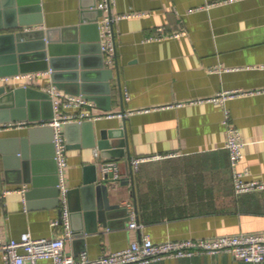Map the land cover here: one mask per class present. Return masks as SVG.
<instances>
[{
	"label": "crops",
	"instance_id": "obj_1",
	"mask_svg": "<svg viewBox=\"0 0 264 264\" xmlns=\"http://www.w3.org/2000/svg\"><path fill=\"white\" fill-rule=\"evenodd\" d=\"M36 1L39 10L35 9ZM221 1L114 0L111 16L143 15L113 22L115 60L110 67L104 64L93 39L94 28L88 33L78 32L87 76L84 83H77L88 85L95 93L91 95L97 98V102L93 101L94 115L125 113L85 120L91 121L88 127L98 136L100 130L121 128L124 122L131 162L140 157L151 159L139 164L137 170L132 169L133 183L132 165L126 158L113 159L119 162L120 178L128 180V184H113L108 197L110 203H118L127 211L103 225L95 216L83 214L86 198L81 191V178L85 164L96 163L99 173L101 161L108 158L102 157L97 147L84 146L82 129L63 130L67 144L65 182L71 210L70 235L65 239L68 254L78 257L85 253L93 259L124 249L142 236L161 242L264 231V190L235 193L222 123L227 110L244 143L239 169L246 172V180L264 182V0ZM96 2L22 0L19 15L30 21L42 19V23L29 28L62 30L79 26L80 13L85 10L86 17L93 19L95 10L90 9ZM101 19L102 16L97 23ZM6 22V8L0 2V34L6 33ZM160 26L182 30L184 34L145 42L144 38ZM72 50L68 46L54 50L61 55L58 70L62 74L73 71L69 70ZM101 64L114 69L107 87L97 74ZM12 76H7L8 81L0 79L2 93L20 87L46 92L52 85L50 73L33 81L14 80ZM104 89H109V95L101 92ZM238 90L263 91L234 96L223 103L208 100L220 92ZM29 102L23 106V114L38 120L0 123V190L25 187L24 196L13 193L0 204L3 240L17 239L25 232L34 238H58L65 231L61 224L52 226L60 219V201L54 177L44 164V146L51 138L47 126L42 125L46 120L41 117L51 113V105L41 97L30 98ZM107 105L109 110L104 109ZM6 112L9 118L8 109ZM26 122L41 129L26 145L29 157H33L41 171L34 181L17 183L11 164L16 156L15 140L18 143L27 138L28 127L22 125ZM131 220L141 227L129 228ZM150 264L252 263L219 253L162 259Z\"/></svg>",
	"mask_w": 264,
	"mask_h": 264
},
{
	"label": "built area",
	"instance_id": "obj_2",
	"mask_svg": "<svg viewBox=\"0 0 264 264\" xmlns=\"http://www.w3.org/2000/svg\"><path fill=\"white\" fill-rule=\"evenodd\" d=\"M114 0H97L96 7L103 12L102 19L98 22L100 50L106 66H112L115 60V45L113 39V22L121 18L141 16L143 13H128L113 17L110 13ZM236 0H222L221 2H234ZM218 3V2H217ZM216 3V4H217ZM210 4L209 6H211ZM191 11V10H190ZM182 30H170L164 26L157 27L154 33L144 38L145 42L158 41L166 38H176L183 35ZM51 71H35L18 73L12 76L14 80H35L42 74ZM8 81L10 77H1ZM26 86V85H25ZM49 95L52 117L42 123L51 128L52 143L54 147V159L57 166L59 201L61 218L52 222V226L62 225L64 234L58 238H34L29 232L22 233L17 239L3 240L0 235V264H39L40 261L49 260L51 264H150L162 259L185 258L194 255H215L228 253L236 260L260 264L264 262V231L255 233H237L232 235L215 236L198 239L166 240L154 242L148 236H142L139 241H133L124 249L103 254L97 258H89L85 253L74 257L65 251V239L69 232V204L68 188L65 182V169L67 167L66 140L64 126L73 122H83L93 118H112L124 116L118 113H105L95 116L93 109L95 104L82 94L74 95L63 92L54 85L46 89ZM263 90L253 91H229L220 92L209 98V101L223 103L226 99L243 94L260 93ZM201 101V100H199ZM222 123L225 127V148L228 152L229 165L232 172V183L236 194L264 190V182L258 180H246V172L239 169V162L244 146L239 130L232 124L229 113L224 111ZM7 125V124H5ZM4 125V126H5ZM11 125V124H9ZM1 127V126H0ZM97 156V152L94 153ZM151 158L140 157L132 160V169L137 170L139 164ZM99 173L102 177L111 174V179L117 181L121 177L119 162L113 159H104L99 165ZM24 196L25 187L4 188L0 190V204L3 205L10 194ZM129 228H140L135 220L128 224Z\"/></svg>",
	"mask_w": 264,
	"mask_h": 264
},
{
	"label": "water",
	"instance_id": "obj_3",
	"mask_svg": "<svg viewBox=\"0 0 264 264\" xmlns=\"http://www.w3.org/2000/svg\"><path fill=\"white\" fill-rule=\"evenodd\" d=\"M0 2L1 5L6 8L7 19L4 26L6 33L0 34V76L46 71L50 69L52 85L70 94H85V97L97 102L96 96H91L95 93H92V91L88 89V85L83 84L86 81L85 77L87 75L84 71V69H86L83 62L84 56H81L84 54V51L82 50V45L78 44V32L88 33L92 31L91 28H94L95 36L93 39L100 49V37L97 21L99 20V17L102 16L103 11L96 7V3H94L91 6L92 9H90L95 10V17L93 19L90 20L86 17L88 12L85 10L80 13L79 26L76 25L59 30L29 28L42 23V19L38 17L30 21L29 19L22 17V15H19L22 0H0ZM37 2L38 1H36L35 9L39 10L40 7ZM85 21H88L89 24H85ZM61 31L64 33H61ZM60 33L62 36H60ZM57 46L59 48L67 46L68 48H73L72 52L69 54V59L72 60V66L69 69L73 70L71 73L62 74V72L58 70V63L62 60L59 59V56L61 55L54 51L55 48H58ZM77 55L80 56L78 57ZM97 69H99L97 74L99 75L100 80L106 82L105 86L107 87L108 81L113 78L114 69L104 68L103 64L99 65ZM79 80L83 83L78 84L77 82ZM63 83H70L78 88H68L66 86L67 84ZM2 92L3 90H0V123L25 121V119H27V121L38 120V118H32V116L23 114V106L26 103H30V98H45L51 105L49 95L46 92L38 91L31 87L16 88L6 94ZM101 92L106 93L104 95L107 96L110 91L109 89H104ZM6 109H8L10 114L9 118L7 117ZM104 109L109 110L110 105H107ZM51 117L52 108L49 115L45 114L41 118L47 120ZM90 122L91 121L69 123L64 126V129L65 131L72 128L74 130L82 129V133L86 141L84 146L90 148L97 147L100 150L101 156L108 159L126 158L128 163L131 165V154L128 149V137L125 123L123 122L121 128L102 129L99 131L97 136L94 130L88 127L90 126ZM22 125L24 127H28L27 138L20 139L18 143L17 140H15L16 147L14 153L16 156L13 164H11V172L16 174L17 183L34 181L36 179V174L41 171L38 163L36 165L33 157L31 159L26 151L28 141L38 136L41 129L34 128L28 122L23 123ZM44 130L45 128H42L43 132ZM47 130L50 132L51 141L50 143L47 142V145L44 146V151L46 153L45 156L47 158L44 164L51 175H53L54 187L57 194H59V189L57 187V166L54 159V147L52 143V131L50 127H47ZM97 168L96 163L85 164L82 168L81 191L84 193V198H86L84 200L85 205L83 207V214H85V216L93 215L96 217L98 222L106 225L107 220L117 217L127 211L125 207H121L118 203H110L108 196L110 191L113 189V184H128V180L120 178L115 181L111 179V174H107L102 177L98 173ZM130 168V182L133 183V170L131 166ZM69 211H71L70 208ZM59 215L61 218V210Z\"/></svg>",
	"mask_w": 264,
	"mask_h": 264
}]
</instances>
